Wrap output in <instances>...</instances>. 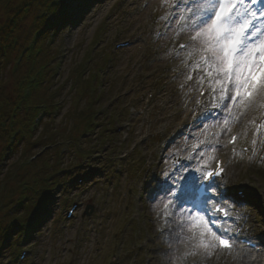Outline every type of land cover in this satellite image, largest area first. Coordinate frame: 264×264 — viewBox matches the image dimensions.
I'll list each match as a JSON object with an SVG mask.
<instances>
[{"label": "rangeland", "instance_id": "374dc122", "mask_svg": "<svg viewBox=\"0 0 264 264\" xmlns=\"http://www.w3.org/2000/svg\"><path fill=\"white\" fill-rule=\"evenodd\" d=\"M67 1L70 4L68 13L71 19L64 26L60 38L54 42L58 54L56 62L59 66L54 81L64 90L58 92V113L49 116L59 129V146L66 150L58 157L64 165L68 162L75 167L78 162L82 163L84 158L79 161L80 158L72 148L89 150L92 144L101 148L104 143L101 135L109 138L112 146L108 153L103 155L102 162H91L98 171L92 181L83 188L72 189L67 184V179L58 180L61 184L60 190H55L52 194L59 196L56 209L53 215L46 217L45 222L39 226L37 237L26 245L30 255L23 264H132L130 261H135L133 264H144L146 258L150 260L149 264H171V261L165 258L173 255L166 238L170 233L175 235L178 229L175 219L168 216L164 210V200L159 195L153 200L150 193L156 183L153 182L156 175L161 178L162 172L171 168L173 155L185 153L181 143L186 134L184 137L180 134L177 144H171L167 149L164 141L175 134L176 124L186 108L185 104H188V95L192 94L193 90L196 94L199 89L195 80L185 81L189 71L181 61L185 53L172 55L173 49L177 48L179 43L189 40V33L180 31L177 35L175 20L172 21L171 28L165 27L164 17L169 11V6L174 3L173 0H87L88 4H85L86 0H76V3H73V0ZM2 16L1 11L0 19ZM157 30L163 33L158 38L154 36ZM99 39H102V43L94 50V60H97V53L100 54L102 50L110 53L113 43L126 40L132 42L131 46L116 51L113 56L114 66L102 84H98L96 91L102 96V99L96 98V107L121 96L123 101L119 100L114 104L112 110L115 111L113 115L115 120L120 122L122 130H115L114 135V130L103 134L101 129L93 128L94 136L77 148L79 145L69 142L70 139L66 137L74 133V130L81 129L82 132L85 129L84 120L77 119L79 116L75 113L79 104L74 99L76 78L72 75L78 71L80 65L83 66L89 61L86 57H90V48L95 44L94 41ZM170 58L172 61L169 62ZM91 64L85 70L92 67ZM172 71L175 73L173 79L168 76ZM92 74L94 72L90 75ZM181 84H185L183 89ZM148 93L153 94L154 101L144 109L143 100ZM262 104L264 101L258 100L245 116L232 121L229 125L230 131L225 132L219 127L210 126L207 132H202L203 125L194 128V135L188 139L186 149L196 143L199 136V140L216 145L214 148L202 149L206 157H212L208 161L209 165L214 158L226 156L224 147L229 133L238 128L252 130L254 125L247 126L246 120L249 115L256 113L255 111L264 110ZM82 105L81 107H84ZM222 122V116L219 121H205L208 125ZM218 131L221 133L219 137L215 135ZM262 142L260 136L257 150L264 149ZM129 148H133L134 152L130 153ZM23 149V146H19L18 153L12 151V159L7 165L1 163V178L7 179L10 176V179H14L12 174L13 171H18V163L24 160L29 164L28 158L41 150L38 147L26 156L19 154ZM102 154L104 153H101V156ZM148 165H151L150 169ZM227 170L228 184L247 182L257 193H264V155L260 161L253 155L250 164L242 161L237 155L230 156ZM67 194L69 199L80 198V207L70 220L64 219L65 208H60ZM255 200V204L251 203L250 207V222L255 221L256 214H264V195ZM48 206L49 202H46L43 214L49 212ZM87 206H92L93 211L85 215ZM263 219L262 216L259 217L262 224L255 221L256 232H260L261 227L264 229ZM184 244L172 241L176 255H180V247ZM10 251H4L2 264H16L10 256ZM233 256L227 255L223 263L241 264L240 261L236 262ZM210 258L205 259L198 255L189 257L183 264H189V261L191 264H211ZM176 264L180 262L177 261Z\"/></svg>", "mask_w": 264, "mask_h": 264}, {"label": "snow or ice", "instance_id": "6c2138e0", "mask_svg": "<svg viewBox=\"0 0 264 264\" xmlns=\"http://www.w3.org/2000/svg\"><path fill=\"white\" fill-rule=\"evenodd\" d=\"M164 20L166 28L176 21L177 35L180 31L189 33V40L172 51L173 56L185 53L181 57L189 70L185 81L195 80L200 89L195 105L203 108L188 126L203 125L202 132L210 126L230 131L235 109L244 112L258 100L264 101V0H175ZM180 87L183 89L185 84ZM221 116L222 124L205 123L209 119L219 121ZM262 128L264 121L257 130ZM220 134L215 133L217 137ZM215 146L197 136V142L183 158L188 163L174 158L171 168L162 172L150 193L151 199L159 195L164 200V210L175 219L178 229L166 238L173 255L165 258L171 264H183L186 258L198 255L207 259L216 251L231 253L238 242L255 247L240 228L229 230L222 225L246 219L238 208L264 193H257L247 182L225 183V170L219 164L210 168L208 161L212 157H206L202 150ZM251 151L255 155V137ZM193 160L194 168L190 167ZM172 241L185 243L187 250L176 255ZM243 253L242 248L238 254Z\"/></svg>", "mask_w": 264, "mask_h": 264}, {"label": "trees", "instance_id": "16d2710c", "mask_svg": "<svg viewBox=\"0 0 264 264\" xmlns=\"http://www.w3.org/2000/svg\"><path fill=\"white\" fill-rule=\"evenodd\" d=\"M64 2L65 0H0V12H3L0 19V144L4 147L3 154L9 151L7 138L16 128L20 129L19 140L25 144L24 153L33 150L36 145L48 146L52 142L50 137H55L47 135L49 127L46 124L38 140L34 141L28 125L39 104H46V109L50 111L54 101L51 87L55 85L52 66L56 50H53V44L55 36L69 18ZM53 14L57 18V28L55 26V30H50L47 27L45 34H39L48 25L46 15ZM36 16L39 17L38 23H35ZM36 40V46H32ZM20 53L23 54V59L15 68L10 67L11 72L6 65L12 64L15 56ZM31 79L37 82L38 88L27 97L24 96L23 89L30 84ZM40 155L38 162L47 153L44 151ZM13 176L14 179H10V176L0 179V245L7 244L10 247H15L17 238L26 232L27 224L39 206L43 192H40L38 184L40 179L44 180L35 175L30 178L28 172ZM49 189L50 185L43 184L44 192ZM22 210L23 216H20Z\"/></svg>", "mask_w": 264, "mask_h": 264}, {"label": "bare ground", "instance_id": "6f19581e", "mask_svg": "<svg viewBox=\"0 0 264 264\" xmlns=\"http://www.w3.org/2000/svg\"><path fill=\"white\" fill-rule=\"evenodd\" d=\"M237 110V109H236ZM222 118H223V116H222ZM241 135L239 134V137H240Z\"/></svg>", "mask_w": 264, "mask_h": 264}]
</instances>
